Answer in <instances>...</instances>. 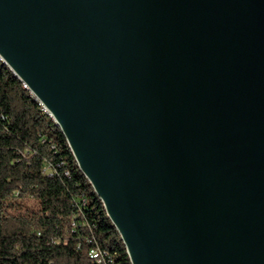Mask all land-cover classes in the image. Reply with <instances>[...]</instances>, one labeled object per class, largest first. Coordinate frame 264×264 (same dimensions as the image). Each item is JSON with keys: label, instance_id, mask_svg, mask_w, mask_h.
<instances>
[{"label": "water", "instance_id": "1", "mask_svg": "<svg viewBox=\"0 0 264 264\" xmlns=\"http://www.w3.org/2000/svg\"><path fill=\"white\" fill-rule=\"evenodd\" d=\"M0 60L132 264H264V0H0Z\"/></svg>", "mask_w": 264, "mask_h": 264}, {"label": "trees", "instance_id": "2", "mask_svg": "<svg viewBox=\"0 0 264 264\" xmlns=\"http://www.w3.org/2000/svg\"><path fill=\"white\" fill-rule=\"evenodd\" d=\"M0 264H132L61 128L1 60Z\"/></svg>", "mask_w": 264, "mask_h": 264}, {"label": "built area", "instance_id": "3", "mask_svg": "<svg viewBox=\"0 0 264 264\" xmlns=\"http://www.w3.org/2000/svg\"><path fill=\"white\" fill-rule=\"evenodd\" d=\"M23 86L25 88V85H23ZM90 257L92 259H96V260L101 261L102 254H101V252L98 249H93V250L90 251Z\"/></svg>", "mask_w": 264, "mask_h": 264}]
</instances>
